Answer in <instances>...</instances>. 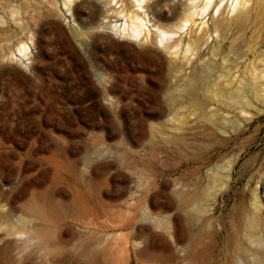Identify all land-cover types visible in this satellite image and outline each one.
Segmentation results:
<instances>
[{"label":"rangeland","instance_id":"1","mask_svg":"<svg viewBox=\"0 0 264 264\" xmlns=\"http://www.w3.org/2000/svg\"><path fill=\"white\" fill-rule=\"evenodd\" d=\"M76 3L0 0V264H264V0L174 63Z\"/></svg>","mask_w":264,"mask_h":264},{"label":"bare ground","instance_id":"2","mask_svg":"<svg viewBox=\"0 0 264 264\" xmlns=\"http://www.w3.org/2000/svg\"><path fill=\"white\" fill-rule=\"evenodd\" d=\"M76 1L77 0H63L64 8L69 11L71 20L73 21H76L77 18ZM100 1L106 5V9L103 11L109 12L110 17L112 16L115 18L114 23L110 21L106 23L107 27L111 29L114 34L121 38L134 41H141L142 38H144V40H142L143 42L148 41V38L152 39L151 34H153L157 37V42L161 50L165 52L166 60L169 63H174L180 54L184 59H188V53L192 51L193 45L202 39H206L209 32L207 19L210 18L214 22L213 26L216 31L217 23L224 12L227 13L229 19L244 15L247 13L251 0H187V2L184 3L181 15L174 23L167 26H163L159 23L155 24V22L150 20L147 12L149 0ZM214 7L215 9L213 10ZM206 16L207 19L205 18ZM197 19H200L199 23H196ZM117 20H119V23L116 22ZM199 24H201V35L190 38L187 40L185 47H183L181 33L189 27L194 28L195 25L198 27ZM70 28L76 31L75 26H71ZM32 53L30 44L23 39H19L15 49L8 51L7 58L10 60L15 59L17 62L24 63L25 66H28L29 60L32 58ZM188 60L187 64L189 63ZM25 61L27 62L25 63ZM41 109L44 111L45 108L42 106Z\"/></svg>","mask_w":264,"mask_h":264},{"label":"water","instance_id":"3","mask_svg":"<svg viewBox=\"0 0 264 264\" xmlns=\"http://www.w3.org/2000/svg\"><path fill=\"white\" fill-rule=\"evenodd\" d=\"M168 237V235H166Z\"/></svg>","mask_w":264,"mask_h":264}]
</instances>
